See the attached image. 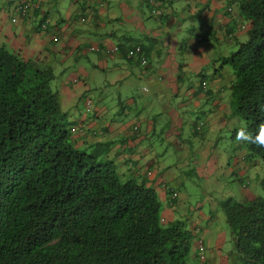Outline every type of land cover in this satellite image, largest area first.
I'll return each mask as SVG.
<instances>
[{
    "label": "trees",
    "instance_id": "1",
    "mask_svg": "<svg viewBox=\"0 0 264 264\" xmlns=\"http://www.w3.org/2000/svg\"><path fill=\"white\" fill-rule=\"evenodd\" d=\"M175 1L144 0V5L151 17L165 19ZM214 1L197 0L194 13L188 10L196 22L189 32L200 28L201 34L211 11H221L230 24L246 27L242 39L229 25L231 53L220 57L217 72L223 76L226 67L235 77L232 110L240 121L230 132L237 136L246 127L255 135L264 124V0H217L221 9L213 7ZM7 5L23 17L41 16L40 27H49L42 0H7ZM81 11L73 20L81 18L86 24L90 17L87 10ZM210 27L198 43L217 38ZM90 49L124 53L148 64L141 41ZM56 79L52 67H42L0 43V264H200L198 243H205L201 226L186 217L166 219L160 194L148 181L152 171L126 178L109 156L110 144L80 148L77 138L86 129L70 121L72 108L59 87L53 88ZM208 81H201V90ZM90 100L95 107L94 99L87 98L85 111ZM201 124L195 125L194 135ZM240 145L246 147L248 160L264 162V146L245 141ZM170 197L171 203H178L179 192L171 190ZM220 210L232 244L221 264H264V195L247 201L230 196Z\"/></svg>",
    "mask_w": 264,
    "mask_h": 264
},
{
    "label": "crops",
    "instance_id": "2",
    "mask_svg": "<svg viewBox=\"0 0 264 264\" xmlns=\"http://www.w3.org/2000/svg\"><path fill=\"white\" fill-rule=\"evenodd\" d=\"M63 1L42 0L50 20L49 27L44 29L40 27L41 16L32 13L23 17L16 7L7 5V0H0V43L42 67L55 70L62 66L60 74L68 70L66 68L75 57L73 65L77 63L84 76L77 74L74 80L62 81L58 87L63 101L72 108L71 116L78 118L80 126L86 129L85 134L77 138L80 148L96 142L110 144L109 156L126 178L137 174L147 176L146 173L152 171L148 181L160 194L166 219L186 217L194 225L201 226L206 248L210 251L207 253L208 264H221L217 258L224 255L218 254L217 248L220 249V242L226 245L227 231L220 205L215 210L210 209V213L200 207L197 212L193 209L192 214L191 207L186 209L180 197L178 203H171L170 192H179L190 179L184 168H191L193 164V169L214 178L215 168L220 167L216 163L219 158L212 153V150H218L215 142L206 149L204 147L210 143L205 145L199 141L200 148L189 150L197 122L190 120L191 125L184 129L187 120L182 113L209 109L211 117L207 118V123H215L220 129L231 130L239 122L233 114L231 99L235 77L229 69H222L223 76L217 72L222 64L220 57L231 53L233 43H229L226 33L231 19L221 11L215 15L211 11L207 22L202 24L207 26L203 32H211V25L212 32L213 28L217 31V38L209 37L198 43L196 34L201 29L191 31L193 35H190V28L196 22L188 12L190 9L194 13L197 0H176L169 7L171 14L165 19L151 17L145 11L148 7L144 0H65V5ZM66 3L73 4L72 9L64 10ZM212 5L221 9L223 4L216 0ZM81 10H87L90 19L85 25L77 26L71 12ZM14 16L19 18L15 23L12 21ZM245 31L246 27H243L233 32L237 38L244 39ZM212 39L216 47L212 46ZM184 40L186 47L182 46ZM139 41L146 47L147 65L138 58L128 59L124 53L94 52V58L92 53H87L96 45H132ZM81 58L92 64V69L88 70ZM100 71L110 76L95 81L94 77ZM201 81H208L207 88L200 89ZM108 85L116 87L118 105L110 103L112 94L101 91L95 97L98 102H95L93 112L87 113L84 106H79L82 97L92 98L91 92ZM95 129L100 132L93 134ZM184 133L189 139L184 138ZM168 147L176 149L174 160L168 155ZM244 156L235 161L236 166L230 168L232 173L228 175L237 174L236 180L249 200L254 196L247 190L248 186L242 185V181L246 182L245 167L241 163ZM227 193L229 197L234 194L233 191Z\"/></svg>",
    "mask_w": 264,
    "mask_h": 264
},
{
    "label": "rangeland",
    "instance_id": "3",
    "mask_svg": "<svg viewBox=\"0 0 264 264\" xmlns=\"http://www.w3.org/2000/svg\"><path fill=\"white\" fill-rule=\"evenodd\" d=\"M65 2L66 1L64 0L63 1L64 5H65ZM79 3L80 2H77L76 4H79ZM72 6L73 4L71 5L69 3H66V7L64 6V10H66V8L70 10L72 9ZM145 11H147V9ZM72 16L74 18V16H77V13L71 12V17ZM204 22L205 23L207 22L206 19ZM76 23H77V26L85 25L83 22H81V18L80 20H77ZM228 25H231V28H233L235 31L237 30L239 31L243 29L242 25L238 26V25H232L230 23ZM204 35L207 36L208 34L202 31L201 34H196V37H199V36L201 37ZM230 42L232 41L229 40V43ZM211 44L213 47H216V42L213 41V39H212ZM182 45L183 47H186V44H182ZM87 53H92L91 55L93 58L96 57V53L92 52L91 50L87 51ZM74 61H75V57H73V59L70 61V63H72L71 66L69 68H66L68 70L64 72L63 74H60L59 72L60 70L63 69L62 66L55 68L57 79L53 81L52 83L53 88L57 89V86L61 84L62 81H66L68 79L74 80L77 74H83L79 71V66L77 65V63L73 65ZM80 61L83 62L82 64L84 66L88 67L87 68L88 70L92 69V64L87 62L85 59L83 60L81 58ZM224 69L227 70L228 68L225 67ZM108 76H110L109 73L105 74L102 71H100L98 72V74L95 75L94 80L100 82V80H104ZM101 91H103L105 94L110 93L113 95V98H111V101H110L112 105L119 104L120 101L117 97L116 87H112V86L110 87V85L103 88L102 90H96L94 91V93L91 92L92 93L91 96L95 102H98L97 98L95 99V97L99 96ZM87 98H91V97H87ZM87 98L82 97L81 100H79L80 107L84 106L85 100H87ZM95 102H94V106H95ZM93 110L94 108H91V109L87 108L86 112L90 113V112H93ZM209 111H210L209 109H195V110L191 109V111L182 113L184 114V117L187 120L186 122L187 125L184 127V129H187L191 125L192 121L202 123L200 125L201 127L200 133L196 135L193 134L191 136V143L189 145L190 146L189 150L192 149V151H194L195 149L200 148L199 141L205 142L204 143L205 145H208L210 143L209 146L204 147L206 149H209L212 143L215 142L216 148L218 150L217 151L212 150V153H214L219 158V160L216 161V163H217V166L221 167V168L220 167L215 168L217 170H216V175L214 176V178H209V176L205 175L204 173L202 175L201 172H198L195 169L192 170L193 164L190 166L192 169L184 168L185 170L187 169L186 172L190 176V179H187L185 181V185L180 187L179 197L180 199L184 200L186 209L191 207L190 212L192 214H194L193 209H195V211L197 212L200 207L202 208L201 210L205 211L206 213H210L211 212L210 209L215 210L221 204L222 201L228 200L229 194L227 193V191L234 192V194L231 195L232 199H236L238 201H247V198H248L247 194H244L242 192L243 189L241 190L240 188L241 184L238 180H236L237 174L235 173L233 175H228V173L229 174L232 173V170H230V168L232 169L235 168L234 167L236 166L235 161H239L242 155H245L246 157V160L241 159V163L245 167L244 178H246L245 179L246 182L249 181L248 179H250L247 190L253 193V196L255 197L264 195V188L262 185V179L264 177V162L260 158H258V160H255V161H250V159L248 160L246 147L243 145H240V142H242V140L237 139V136H233L230 130L226 129L225 127L220 129L219 127L216 126L215 123H212V124L207 123V118L211 117ZM231 117H234V116H231ZM69 118H70V121L74 120L76 121L77 124H80V120L78 118L74 119L72 116ZM235 118L237 121H240L239 117H235ZM202 135L205 136V139H201ZM184 138L189 139L185 133H184ZM168 148H169L168 155L169 157H171L172 160H174V158L176 157L174 150L176 149L173 150V148L171 147H168ZM181 170L183 169H180V171ZM202 176L205 177V179ZM218 246H220V249L217 248L218 254L219 252L226 253V251L232 248V244L229 240L226 242V245L223 243L221 245V242H220ZM209 252L210 251L206 248V256H208ZM221 259H222L221 256L218 255L217 260L219 261V263L222 262Z\"/></svg>",
    "mask_w": 264,
    "mask_h": 264
},
{
    "label": "clouds",
    "instance_id": "4",
    "mask_svg": "<svg viewBox=\"0 0 264 264\" xmlns=\"http://www.w3.org/2000/svg\"><path fill=\"white\" fill-rule=\"evenodd\" d=\"M237 139L264 146V124L259 126L258 132L255 135L246 127H241L237 132Z\"/></svg>",
    "mask_w": 264,
    "mask_h": 264
},
{
    "label": "built area",
    "instance_id": "5",
    "mask_svg": "<svg viewBox=\"0 0 264 264\" xmlns=\"http://www.w3.org/2000/svg\"><path fill=\"white\" fill-rule=\"evenodd\" d=\"M11 1H14V0H11ZM27 7H24V9H26ZM114 50L116 51L117 50V48H114ZM114 51V52H115ZM106 52L107 53H110L111 52V49H107L106 50ZM146 62V59H143V63H145ZM204 84H206V83H204ZM87 105H88V109H91L92 108V106H93V101L92 100H90V101H88V103H87ZM175 196H176V193H175ZM206 246H205V243L201 240V241H199V243H198V248H199V259H200V264H204V260H205V258H206V248H205Z\"/></svg>",
    "mask_w": 264,
    "mask_h": 264
}]
</instances>
